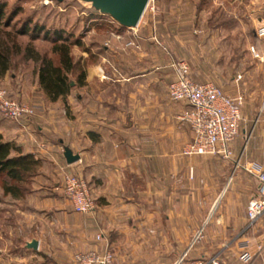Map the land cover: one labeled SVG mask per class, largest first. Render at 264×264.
<instances>
[{"label": "crops", "instance_id": "0c3cea01", "mask_svg": "<svg viewBox=\"0 0 264 264\" xmlns=\"http://www.w3.org/2000/svg\"><path fill=\"white\" fill-rule=\"evenodd\" d=\"M153 7L155 13L149 11L147 19L146 10L135 28L115 20L99 23L106 27V43L87 45L81 53L84 83L72 88L67 100H29L36 114L23 124L0 113L4 138L40 157L48 178L63 177V185L55 182L57 191L49 195L34 189L28 198H16L14 222L3 232L8 238L15 234L20 244L11 251L0 248V264H78L75 253L108 249L109 264H211L215 258L223 264H264V216L251 226L247 214L249 201L262 189L257 173L264 171V80L259 83L264 68L247 67V37L240 35L239 45L231 43L230 34L204 38V9ZM174 11L180 28L175 57L191 50L190 25L199 48H192L190 75L198 81L226 76L225 91L243 96L244 122L255 124L241 145L233 143V159L183 153L194 135L179 115L189 106L170 99L174 57L160 51L146 25L166 27L165 14ZM193 11L188 22L185 17ZM250 11L257 13L259 6ZM256 22L252 45L263 58L264 19ZM205 40L211 45L207 55H197ZM65 147L80 159L68 163ZM67 174L88 181L95 212H75L70 199L58 193ZM34 239L38 249L27 246Z\"/></svg>", "mask_w": 264, "mask_h": 264}, {"label": "rangeland", "instance_id": "374dc122", "mask_svg": "<svg viewBox=\"0 0 264 264\" xmlns=\"http://www.w3.org/2000/svg\"><path fill=\"white\" fill-rule=\"evenodd\" d=\"M0 1H7L8 3L7 9H9V7H12L16 4L20 5V7L22 8V11L18 14V16H16L13 19L12 22V24L17 23L16 24L17 30L21 29L22 26L25 24L24 22L27 20V18H29L32 19V21L34 22H39L40 24H47L48 27H62L66 29L67 35L68 34L73 35L71 38L72 41L76 39H81L80 41L82 42V46L73 45L71 50L74 63L78 65L79 63H81V53L85 50L87 45L94 49V47L92 46L96 45V43H98L100 46H102V43H106V39L108 37L107 32L105 30L106 27L98 26L100 25L99 23H101L102 20L105 19L113 21V18L108 15H105L104 18L101 19L98 18L101 16H96L97 14H95L94 11L97 10H95L91 6V4H89L86 0H62V1L0 0ZM154 5L155 6L174 5L179 7L189 6V7H196V9H204L205 11H203L202 21H201V27H202L201 35L204 38H208L209 36L212 35L220 40L223 37H226L230 34L231 36L229 37L233 39L232 40L233 42L231 43L234 44V40H236V43L234 45H239L241 40H238L239 39L238 37H240V35L245 36L248 38L249 60L247 63V67L255 68L260 66L264 68V57L262 58L259 51H257V49L252 45L254 40V34L258 28L256 26L257 18L258 20L264 19V0H151L147 7V12H146L147 14H145L147 19L148 16L151 15L150 12L155 13L156 10L153 7ZM257 5L259 6V11L257 13L254 12L252 13L250 10L254 9L255 6ZM228 11H230L231 13H228ZM99 14L101 13L99 12ZM187 14H188L186 15L187 17L185 18L187 20H190L188 22H191L192 19H194L192 14H195V11L188 12ZM165 15H168L165 18L166 20L165 22L167 23L166 27L169 28L160 25L159 22L158 23L156 22L157 24L156 23L155 24L149 23L150 25L146 24L147 26L151 27V30H153L152 34L154 35L151 37V39L155 44L158 45L160 51L166 53L168 56L172 55L174 57V59L171 58L172 59L171 66L173 62L185 61L189 66V74H190L194 70L192 67H193V61H195L192 60L191 57L193 54L192 48L194 49L198 48V45H195L194 43L196 39H194L192 35L193 28L192 27L190 28L189 25L186 27L187 30L185 29L188 34L187 40L186 38L185 40L187 43L188 42L190 43L189 48L191 50L187 51L186 49L184 52L185 56L176 58L172 47H177L178 44V40L176 38L177 35L175 32L178 31L180 28L178 27L179 26L178 22L176 21V19H174L176 16L178 17V13L174 11V12L166 13ZM236 15L241 18V23L237 22V18L235 17ZM182 16L184 17V15ZM12 27L13 26H10L9 29H11ZM263 29L264 27L262 29L260 28L259 31L261 30L262 32ZM161 34L162 35L164 34L165 36H162ZM31 35L32 34L29 33L26 35L19 36L18 38L19 42L22 43V45L25 47V45H27L28 42L32 41L34 46L42 53H46L49 56L54 57L56 60L58 59L51 52V48H52L51 38L47 40L43 38L42 36L43 34H41L35 39H32ZM203 42L204 44L200 45L202 47L201 50L203 52H199V53L196 52L197 55L206 56L208 50L210 49L211 45L210 46L207 45L206 40ZM219 47L220 50L222 51L224 47V43L223 44L221 43V46ZM252 47L256 49L259 56H256L252 52ZM22 57H23L22 54L20 57H17L16 58L17 63L14 62L12 67L8 71H6V73H4L2 76L0 75V87L8 91L9 95H11L13 99L26 103L28 105L34 106L32 103H30V101L32 100L33 102V100L35 98H38L39 96L41 97L38 99H41L43 101H45L46 99L47 101L48 98H46L45 94L42 93V90H37L40 84L38 81V75L34 69L35 68L34 62L26 59L22 60ZM89 62H93V59H91ZM79 69L75 71L70 78L71 79L70 81H73L75 83L74 85H72L73 89L77 87L76 80L79 74ZM190 76H192L191 78L196 82H207V81L214 82L217 86L223 89L226 94H228L224 88L226 87V84L224 82L227 79L226 76H222V74H220L219 76L209 77L208 80L205 81H198L194 75H190ZM263 78H264L263 76L260 77L259 83L263 82L264 80ZM228 82L230 83V81ZM77 95H78V91H77ZM260 112L261 114L263 113L264 115V107H262ZM35 114H36V109L34 115L31 118H33ZM254 127L255 124L245 123L244 121H242L239 135L235 141H239L238 143L239 145H241L244 142L246 136L252 134ZM43 167H44V162L39 169V174L36 175L33 179H30L26 184L30 192H27L24 196L19 198L20 200L28 198L29 195L32 194V191L34 189L43 190L44 192H42L41 195L46 196L51 194L55 190L57 191V189H54L55 182L58 183V186L63 185L62 175L58 174L54 178H52V176L51 178L50 177L48 178V176H50V172L46 173L45 168L43 169ZM3 181H4V177L0 176V248L10 249L11 251L14 250L15 247L19 246L18 245L20 244L18 242L19 239L15 234H13L12 237L8 238L10 235L9 236L6 235L8 232L5 231L3 232V230L6 228L7 225L14 222L15 214L17 213L16 210L17 208H19L18 207L19 204H17V202L15 201L16 199L13 196L11 195L5 196L4 189L2 187ZM58 193L65 194V191L64 189L62 192L58 190ZM89 251H95V250H89ZM89 251H79V252L87 253ZM107 251L110 250L108 249L102 254H105ZM77 253H75V255ZM111 254H112V259L107 264L113 261V253L111 252ZM75 255H74V260L76 261ZM31 260L33 262L34 261L38 262L35 256L31 258ZM92 264H98V263H92Z\"/></svg>", "mask_w": 264, "mask_h": 264}, {"label": "built area", "instance_id": "2783aa9c", "mask_svg": "<svg viewBox=\"0 0 264 264\" xmlns=\"http://www.w3.org/2000/svg\"><path fill=\"white\" fill-rule=\"evenodd\" d=\"M264 33V29L262 30ZM252 52L259 56L256 49ZM174 78L169 84V96L174 102H185L189 108L179 115L188 122L193 131V140L183 148L185 155H220L233 159V143L237 139L244 116L242 95L231 97L214 82H196L189 74V66L185 61L172 64ZM0 113L19 123L29 121L35 113V107L17 101L8 91L0 87ZM238 165V162H237ZM262 189L258 196L248 204L249 225H254L264 216V171L257 173ZM64 191L77 213L90 214L95 212L97 204L93 198L88 181L79 174H67L64 179ZM101 239V234L97 235ZM75 259L80 264H107L112 254L97 251L79 252ZM211 264H223L215 258Z\"/></svg>", "mask_w": 264, "mask_h": 264}, {"label": "trees", "instance_id": "16d2710c", "mask_svg": "<svg viewBox=\"0 0 264 264\" xmlns=\"http://www.w3.org/2000/svg\"><path fill=\"white\" fill-rule=\"evenodd\" d=\"M7 1H0V75L8 71L17 57L22 54V60H30L35 64V72L38 75L39 84L50 101L67 100L73 86L71 75L79 69L77 86L84 83L85 72L81 63H74L71 53L72 46H82L81 39L71 40V34H66L62 27H48L27 18L21 29L17 30V23L12 24L13 19L22 11L16 4L7 9ZM98 18L105 15L94 11ZM94 16V15H93ZM106 20V19H105ZM105 20H102L104 22ZM114 20V19H113ZM101 22V23H102ZM10 26H13L9 29ZM99 26V25H98ZM124 27V26H122ZM32 34L35 39L43 34V38L52 39L51 52L58 59L42 53L32 41L25 47L19 42V36ZM43 160L34 153H25L16 142L9 141L0 133V176L4 177L3 189L5 196L11 195L15 199L21 198L27 192V182L39 174Z\"/></svg>", "mask_w": 264, "mask_h": 264}, {"label": "water", "instance_id": "95a60500", "mask_svg": "<svg viewBox=\"0 0 264 264\" xmlns=\"http://www.w3.org/2000/svg\"><path fill=\"white\" fill-rule=\"evenodd\" d=\"M62 1V0H59ZM101 14L108 15L120 25L128 28H135L141 22L151 0H86ZM75 83L71 81V85ZM64 156L68 163L80 159L69 147H65ZM29 248L38 249L39 241L34 239L28 242Z\"/></svg>", "mask_w": 264, "mask_h": 264}]
</instances>
